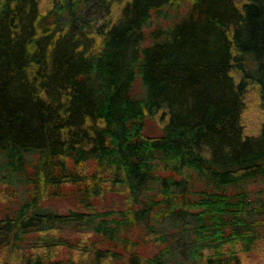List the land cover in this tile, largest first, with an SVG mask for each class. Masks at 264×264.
<instances>
[{
  "label": "trees",
  "instance_id": "trees-1",
  "mask_svg": "<svg viewBox=\"0 0 264 264\" xmlns=\"http://www.w3.org/2000/svg\"><path fill=\"white\" fill-rule=\"evenodd\" d=\"M258 180L264 0H0V264H244Z\"/></svg>",
  "mask_w": 264,
  "mask_h": 264
},
{
  "label": "rangeland",
  "instance_id": "rangeland-1",
  "mask_svg": "<svg viewBox=\"0 0 264 264\" xmlns=\"http://www.w3.org/2000/svg\"><path fill=\"white\" fill-rule=\"evenodd\" d=\"M262 116H263V110L253 102L246 114L248 129L251 131L256 130ZM248 187L250 188L252 194L251 197L253 199L251 202V205L253 207V215L254 216L260 215L263 217L264 216V185L262 182L258 180V181L250 182L248 184ZM102 201L105 202V199H103ZM53 204L62 210H65L70 205H73V203L69 202V200L67 201L55 200ZM261 204L262 206H260ZM168 229L171 230L172 227H169ZM244 262H245L244 264H264L263 239L259 240L252 249H250L248 252L245 253Z\"/></svg>",
  "mask_w": 264,
  "mask_h": 264
}]
</instances>
